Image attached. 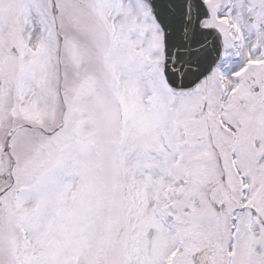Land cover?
Wrapping results in <instances>:
<instances>
[{
  "label": "snow or ice",
  "instance_id": "obj_1",
  "mask_svg": "<svg viewBox=\"0 0 264 264\" xmlns=\"http://www.w3.org/2000/svg\"><path fill=\"white\" fill-rule=\"evenodd\" d=\"M0 264H264V0H0Z\"/></svg>",
  "mask_w": 264,
  "mask_h": 264
}]
</instances>
